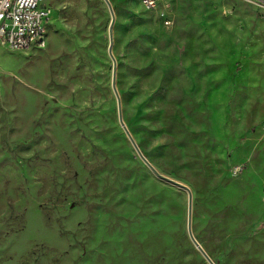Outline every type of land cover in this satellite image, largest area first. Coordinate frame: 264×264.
<instances>
[{"label":"rangeland","instance_id":"374dc122","mask_svg":"<svg viewBox=\"0 0 264 264\" xmlns=\"http://www.w3.org/2000/svg\"><path fill=\"white\" fill-rule=\"evenodd\" d=\"M108 1L133 140L214 264H264V0ZM45 4L0 45V264H208L119 125L106 4Z\"/></svg>","mask_w":264,"mask_h":264},{"label":"built area","instance_id":"2783aa9c","mask_svg":"<svg viewBox=\"0 0 264 264\" xmlns=\"http://www.w3.org/2000/svg\"><path fill=\"white\" fill-rule=\"evenodd\" d=\"M166 0H141L153 11ZM50 10L45 0H0V45L13 51L43 49Z\"/></svg>","mask_w":264,"mask_h":264},{"label":"water","instance_id":"95a60500","mask_svg":"<svg viewBox=\"0 0 264 264\" xmlns=\"http://www.w3.org/2000/svg\"><path fill=\"white\" fill-rule=\"evenodd\" d=\"M103 1L106 4L108 11H109V14H110V17H111L110 26H109V30H108V34H109L108 56L112 61L111 88H112L113 94H114L115 99H116L117 116H118L119 125L122 128L123 132L125 133L127 139L129 140L130 144L132 145V147H133L135 153L137 154V156L139 157V159L152 172V174L157 179H159L160 181L186 192V194H187V234H188V237H189L190 241L192 242V244L194 245V247L199 251V253L202 255V257L206 260V262L208 264H214V262L211 260V258L208 256V254L204 251V249L199 245V243L196 241V239L194 238V236L192 234V229H191L192 194H191V191L186 186H184V185H182V184H180V183H178V182H176V181H174V180H172L166 176L161 175L153 167V165H151V163L144 157V155L140 151L139 147L137 146L136 142L133 140L129 130L127 129V127L123 121L121 101H120V97H119V94H118L117 89H116V60L112 54V46H113L112 28H113V25L115 22V15H114V12H113V9H112L110 2L108 0H103Z\"/></svg>","mask_w":264,"mask_h":264}]
</instances>
